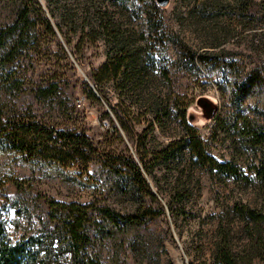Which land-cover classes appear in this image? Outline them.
<instances>
[{"label":"rangeland","instance_id":"obj_1","mask_svg":"<svg viewBox=\"0 0 264 264\" xmlns=\"http://www.w3.org/2000/svg\"><path fill=\"white\" fill-rule=\"evenodd\" d=\"M0 121V264H264V0H0Z\"/></svg>","mask_w":264,"mask_h":264},{"label":"trees","instance_id":"obj_2","mask_svg":"<svg viewBox=\"0 0 264 264\" xmlns=\"http://www.w3.org/2000/svg\"><path fill=\"white\" fill-rule=\"evenodd\" d=\"M13 128L14 129H12V132L15 133L16 139L18 136H20V133H24V131H27V130L31 131V126H29V125L28 126H21L20 124H17V125H14ZM1 130H2V125H1V121H0V131ZM6 131H7V129H6Z\"/></svg>","mask_w":264,"mask_h":264},{"label":"water","instance_id":"obj_3","mask_svg":"<svg viewBox=\"0 0 264 264\" xmlns=\"http://www.w3.org/2000/svg\"><path fill=\"white\" fill-rule=\"evenodd\" d=\"M157 1H158V3H159V4H162V5H164V4H166V3H167V1H168V0H157Z\"/></svg>","mask_w":264,"mask_h":264}]
</instances>
